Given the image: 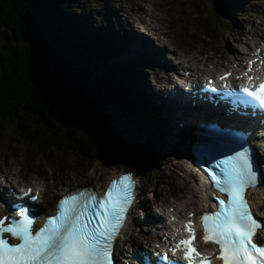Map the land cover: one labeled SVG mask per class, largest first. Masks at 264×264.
Returning a JSON list of instances; mask_svg holds the SVG:
<instances>
[{
  "label": "rangeland",
  "instance_id": "rangeland-1",
  "mask_svg": "<svg viewBox=\"0 0 264 264\" xmlns=\"http://www.w3.org/2000/svg\"><path fill=\"white\" fill-rule=\"evenodd\" d=\"M134 1L137 3L139 2L138 5L141 6V10L139 9V6L132 4L133 0H108L104 2V4L109 2V5H111L113 9V16L115 17V20L112 21L113 23L109 22V31H116L118 33L122 32L123 29L120 28L118 22L123 19V13L132 11L131 16L138 17L139 21L141 22L140 24L135 23L139 26H142L140 30H145V32H147V30L153 26L156 29L166 31L168 35L166 39H168L169 43L173 47L177 48L179 52H193L196 50L199 52H204L205 55H209L210 58L207 60V64L209 61L213 64L218 61L219 64L226 66L225 59L231 56L230 52L233 49L239 50V48H242V44L237 43L238 39L245 38V36L248 35L247 42L249 45H252L253 42L258 39V35L264 32L262 25H258V22L260 21L264 23V9L261 7L260 8L262 11L257 9L253 2L239 4L237 9H235L236 7L232 5L236 4V0H223L225 6H227V9L233 8V12L230 13L231 16L238 11L240 21L238 22L232 17L231 21L227 20L225 15L222 13L218 16L224 21V23H226V26L217 28L212 21V19L217 16L215 9L216 4H214L212 0L211 9L209 7H201V5H204L208 0L204 2L199 0ZM79 2L82 4L83 0H79ZM208 4H210V1H208ZM83 5L84 3L82 6ZM131 5L134 9H131ZM157 6H160L164 12V16L162 18H159L157 15L153 14ZM68 8L72 11H75V7L72 5L68 4ZM219 8L222 12H224V14L226 13L221 6ZM67 14V17L70 18L69 13ZM141 14L144 15L143 21L140 19ZM88 16L89 17H85V19L89 20V22H94L92 25L96 28L104 19H108V17H110L111 20L113 19L111 16L106 17L103 14H88ZM213 20L217 25L222 24L220 19ZM255 24L258 25L256 29L254 28ZM90 25L91 22L89 25H87L82 21L81 26H77L75 30L80 34L91 33L92 31ZM128 28H134L136 32L146 35V33H143L138 29L139 27L132 25ZM235 28H238V30L231 34L230 31ZM237 34H240L239 38H236ZM5 37L6 35L3 34L1 39ZM85 43L86 45H84V48L90 51L92 48V42L86 40ZM191 47H195V49L192 50ZM103 50L108 52L106 49ZM93 52L98 53L96 49L93 50ZM172 58L173 56L169 55V62L170 64L174 65V62L171 60ZM89 59L90 64L86 63L84 67L86 68L85 80L90 86L91 84L93 85L94 77H98L97 74L102 75V72H104L106 69L113 68L115 74L113 72H109L108 74L123 77L127 81L130 89L132 88V85L140 88V86L134 82L135 80L133 77L130 80L129 74L125 71L127 66H123V63H119L117 65V68L119 69H115V65L109 62L110 59L106 60L105 62L96 60V58ZM198 66L202 68L201 71H209V65L204 66L199 64ZM66 67L61 73L66 75L65 81L68 91L72 92L73 94L80 93L84 96L85 100L89 104V109L94 115V118L97 119V116L95 115L97 112L105 118L107 123L110 121V118L113 117L119 119V121L122 123V126L120 127L122 133L119 132L115 126L114 128L112 127L113 125L110 126L113 128L112 132L120 139V141L122 140L125 142V144H123L125 148L129 149L131 146L134 147H131V157L134 165L120 164L118 162H114L113 160H108L107 163H104V161L101 159L106 158L98 157V145L96 142H94V145V143L88 138L92 137L86 130H84L85 132H82L73 128L74 130L72 135L76 136L78 142L83 144L85 150L89 152L88 157H85L84 155L81 157L60 154L56 148L51 146V144L46 145V149L42 150L35 144L27 142L25 138L23 139V137L20 136L15 128H13L11 125L4 124L1 126L0 124V177L5 176L8 182L16 186V188H19V185L12 182V178L14 176H17L21 181H26L25 186H34L36 181H40L38 188L42 189L44 193V200L42 202L43 206H47L50 202H53V198L56 194L76 184L99 183L103 181L107 174L105 172L110 171L114 167L116 168L111 170V173L120 166H127L135 171V161L142 159L141 154H143L135 146H139V144L142 143L144 145L150 144L148 137L153 139L155 137V132H158L156 127H153L154 123L150 125V127L153 128L148 131L149 128H145L143 126L144 122L142 118H140L139 126H135L138 116H140L141 108H138L131 99H128V101L127 98H124L125 101L128 102L127 104H129L130 109L134 111H122L121 109L113 108V106L110 104L105 103H103L102 107V105H100L101 103L96 99V97L90 93L92 92L91 88L90 90H86L83 84L76 79V74L78 73ZM179 67L180 65L177 67V69H180ZM193 68L194 66L190 67V69ZM218 68L221 67L219 66ZM72 69H74L73 66ZM142 72L144 74V69ZM155 73L156 69L152 68L149 75L150 83H153ZM78 77L83 79V77L80 75H78ZM160 83H163V80H160ZM83 90L87 93H84ZM131 91L137 102L146 107L145 116H155L156 113L153 107H151L146 101V90H137L142 95L141 99L139 98L136 90L131 89ZM130 95L131 92L128 96ZM114 104L120 105L116 102ZM99 116L98 119L100 121ZM80 129L83 130V127ZM112 132L109 130L110 137L111 139H115ZM159 133L160 132H158V134ZM122 136L126 138L123 140ZM70 139L72 140L71 137ZM149 146L151 149H149V151H145V160L150 161L151 163L143 170V172H140L144 182L139 188H143L144 193L139 194L140 190H137L140 197L137 200V206L134 209L133 218L135 221L133 222V227L127 229V234L125 235L126 237H123L125 240H127L126 245V241L121 245L124 249L128 247L130 240L132 239H142V241L153 239L154 229H148V227L150 228L152 226L150 225L151 223H146L147 220H145V218L148 214L152 215L154 218L155 206H161L163 200L170 201L172 198L177 197L180 199H187L193 195V192L189 190V187L191 185H195V180L189 175L187 171L184 170L186 168L185 164L180 166L176 163L177 156L171 155L169 152L159 153L154 150V147L151 144ZM95 148H97V150ZM93 149L95 152L92 151ZM148 152H150L152 155L151 159L147 158ZM152 169H155V172L151 171ZM0 188L2 190L1 186ZM3 192L5 191L3 190ZM157 202L159 203L158 205ZM261 205L262 208H264V201L261 202ZM165 207L166 205H164L163 208L166 209ZM172 209L173 207H170L169 211H172ZM133 242H139V240L131 241V243Z\"/></svg>",
  "mask_w": 264,
  "mask_h": 264
},
{
  "label": "snow or ice",
  "instance_id": "snow-or-ice-1",
  "mask_svg": "<svg viewBox=\"0 0 264 264\" xmlns=\"http://www.w3.org/2000/svg\"><path fill=\"white\" fill-rule=\"evenodd\" d=\"M254 63L248 61L243 74L248 83L226 95L235 96L246 107L264 110V81L254 84L259 77L248 74L254 71ZM230 75L225 73L220 79ZM254 157L252 146L246 143L198 165L210 184L206 196L215 209L199 215V239L218 251L204 254L195 246V214L189 212L183 224L185 235L170 248L172 257L160 258L165 264H212L213 259L220 264H264V238L260 236L264 220L252 211L248 195L261 183ZM135 185L133 176L124 173L109 180L103 195L90 186L64 195L56 203L55 214L44 217L39 227L38 218L25 205H19L14 215L0 214V264H114L113 245L136 200ZM30 193L28 189L21 198L37 200Z\"/></svg>",
  "mask_w": 264,
  "mask_h": 264
},
{
  "label": "trees",
  "instance_id": "trees-1",
  "mask_svg": "<svg viewBox=\"0 0 264 264\" xmlns=\"http://www.w3.org/2000/svg\"><path fill=\"white\" fill-rule=\"evenodd\" d=\"M68 4L79 8L83 20L88 14L100 15L98 6H82L79 0H0V124L11 125L23 139L42 150L51 144L60 154L88 157L84 145L72 135L70 114L56 102L51 90L54 85L58 88V80L66 85L62 70L66 66L72 70L73 66L78 73L76 79L86 90L91 88L102 107L105 103L122 111L131 110L124 99L129 91L108 71L96 73L93 85L86 82L84 66L90 64L91 57L87 56L90 51L84 48L85 41L92 42V51L98 48L99 54L104 52L96 39L98 32L93 35L91 29V33L80 34L75 30L82 20ZM3 34L6 37L1 39ZM137 105L141 115H146V107ZM140 118L135 126H139Z\"/></svg>",
  "mask_w": 264,
  "mask_h": 264
},
{
  "label": "bare ground",
  "instance_id": "bare-ground-1",
  "mask_svg": "<svg viewBox=\"0 0 264 264\" xmlns=\"http://www.w3.org/2000/svg\"><path fill=\"white\" fill-rule=\"evenodd\" d=\"M105 1H108V0H105ZM105 1L104 0H98L99 10L101 12H104L105 14H110V16L113 18L112 20H115V17L113 16V9H112L111 5H109V2L104 4ZM199 1L204 2L206 0H199ZM208 1H210V0H208ZM208 1L204 5H201V7L202 6L207 7ZM240 1L242 2L241 4H243L244 2H247V3L251 2V0H240ZM138 3L133 0L132 4L135 6H139ZM84 4L97 6V5H95L97 3H95L93 0H84ZM152 4H154V3H152ZM258 4L262 8H264V0L259 1ZM235 5H232V6H235ZM103 6H105V7H103ZM208 6H209V8H212V3L210 2V4H208ZM113 7H115V6H113ZM132 8H133V6L131 5V9ZM139 9L141 10V6H139ZM74 10H75V13L80 17V19L84 23H86L87 25L90 24L88 21H85L81 18L80 13H79V11H80L79 8H75ZM228 10L230 13L233 12V8H230ZM131 12L132 11L125 12L123 14L121 13L123 19L118 22V25L123 30L120 33L116 32V31H113V32L109 31L110 25H109L108 19L103 20L101 22V24H99L98 27L100 29L98 27L97 28L94 27L91 24L90 27L93 31L92 32L93 35H95L94 33L96 30L101 33V36H96V39H97L101 49H104V46H105V48L109 52V54H108V52H106V54H108V55H100V54L95 53L92 50H90V52L87 56L88 57L90 56L91 58H99V57L105 56V57H103L102 61L105 62L106 60L110 59L111 61L109 60V62H111L115 65V69H119V68H117V65L119 63H123V66L124 65L127 66L126 71L129 74V78L131 79L133 77L135 80L134 82L138 86H140V88H137L133 85L134 88L136 89V91L138 89H142L144 91L146 90V101L150 104L151 107H153V109L156 113L155 116L154 115L145 116V115H141V113H140V116L142 117V120L144 122L143 126L145 128H149L148 131H150L153 127H156L158 124L161 125V131L159 134L157 133L158 134L157 137H156V135H155V137L153 136L154 137L153 139H150L151 137H148L149 143L154 147V150H156L159 153L172 152L177 145L175 135H177L178 123L179 122H185V123H182L181 125L193 127V126H196L200 122V120H198L197 116H195V118H194V117H189L186 114V112L189 109V107H186L189 105V101H190L189 99H186L184 101V104H185V106H183L184 108H181V109L177 108L176 109V107H178V105L176 103L174 104V99L172 98V93H174V94L176 93L175 95H177V91L175 92L173 90L171 93L166 95V98L169 96L171 102L173 101L172 104L174 105V107H171L170 105L165 103L166 98L163 96V91L166 90L168 88V86L171 84V82L173 81V79H171L169 77L168 72H167V67H168L167 59H169V55H170V52H167L168 50H170L168 48V46L170 45L169 40L166 39V37L168 36L167 32L163 31V30L156 29L152 26L149 28L150 35H151V40H150V39L142 36L140 33H137L136 31H134L133 30L134 28L129 29L128 27H130L132 25L136 27V25L134 23H138V24L141 23L139 21L138 17L131 16ZM153 14L157 15V17H159V18H162L164 16V12L160 6H157V8ZM237 15H239L238 11L234 15H232L231 17L235 18ZM143 18H144V15L141 14L140 15L141 21H143ZM237 30H238V28H235V29L231 30L230 33L232 34ZM106 35H108V38L110 40L112 39L113 36H114V39H112L109 43H107V42H105L104 39L101 38L102 36L105 38ZM191 49L193 50V49H195V47H191ZM262 52H263V50L260 49L259 52L257 53V55L254 57L255 62H256L253 64L254 71H257L261 66H264V64L261 63V57H264V55H262ZM185 53L188 54V60L192 61L193 63L202 62L205 59L204 57H197L195 55V53L202 54V52H199L196 50H194L193 52H185ZM173 54L175 56L179 57V54L177 52H173ZM80 57H82V55H80ZM149 65L159 66L161 69L162 78H164L165 82H166L163 85H158L157 90L152 88V86L146 80V77L144 76V74L142 72L143 67L149 66ZM234 66H237V64H234ZM72 71H75V70L72 69ZM159 79L160 78L158 77V75H156L155 76V82L158 83ZM210 91H212V88L210 89ZM90 93L92 94V92H90ZM137 94H138L139 98L141 99L142 95L140 94V92L137 91ZM178 95H180V94L178 93ZM195 97H196V99H198L197 98L198 96H195ZM230 97L232 100H235L234 99L235 96H230ZM126 98H127V100L128 99L133 100L134 104L138 107L137 100L132 95L126 96ZM217 101H218V99H217ZM125 102H127V101H125ZM200 104H202V100L200 101ZM203 106H204V104H203ZM218 107L221 108V110H225L226 108L227 109L229 108V107H223L221 105H218ZM230 107H231V109L230 110L228 109V111L230 112L231 115H233V117L237 118L236 115H240V114H238V112L233 111V108H234L233 103L230 104ZM259 119L260 118H255V120H259ZM192 120H195V121H192ZM187 121H189V122H187ZM108 123L111 126L113 125L112 126L113 128L115 126L118 129V131L121 132L120 127L122 126V123L119 121V119H117L115 117L110 118V121H108ZM152 123H154V124H153V127L151 128L150 125ZM260 123H261L260 126L258 124H255L253 126V132H251L249 134L250 137H254V136H256L258 134H262L264 132V119L261 120ZM3 125H1V126H3ZM150 136H151V134H150ZM122 138L124 140L126 137L122 136ZM150 144H145V145L149 146ZM177 164L180 166H183L184 161L183 160L177 161ZM190 166L192 168H194V165L192 162H191ZM114 168H116V167H114ZM114 168H112L111 170H113ZM261 168H262V166H261ZM184 170L189 172L188 166ZM262 173H264V172H262ZM189 175L192 176L191 174H189ZM136 176L139 179V183L143 184V179L140 178V175L138 173H136ZM204 188H205L204 183H201V185H199V186L197 184L191 185L189 187V190H191L193 192V195L190 196L189 198H187V199L177 198V199H171L170 201H168V200L163 201L161 206L164 207V205H166V207H165L166 210L164 211L165 219L163 217H161L160 213L155 212L154 218L152 216H146L145 220H147V222H149V223L159 225V229L157 230V233L160 232L161 235L167 234L168 236L172 235L171 232L167 231V229L171 225H173L177 222V218L180 215V211H182L185 207H189L190 208L189 211H194L196 214H199L202 210H204V206L208 204L204 193H202L200 191ZM3 190L6 193L3 192L0 188V198L1 199L5 200L9 204L14 205L16 207L21 205L19 197H18V202L12 200V198H14V196L16 197L15 192L10 191V190L6 191V189H3ZM262 196H264V190L260 189V187H257V188H255L249 192V198L251 200L253 209L256 213H259L258 208H259V203L262 201L261 200ZM169 207H173L172 212H169ZM0 210H1V208H0ZM189 211H187L186 215L189 213ZM33 214H34V212H33ZM180 216H182V215H180ZM171 217L172 218L176 217V219L171 220ZM129 219H131V216L129 217V213H128V217L125 221V225L123 228H121L120 234H125V232L128 228L127 226H128ZM140 251L141 250L134 249V250L129 252V256L130 257L139 256ZM143 253H145V255L147 254L151 257L153 256L157 261H160L161 263H165L162 259H160L162 257L161 255H158L154 252H147V251H144Z\"/></svg>",
  "mask_w": 264,
  "mask_h": 264
},
{
  "label": "water",
  "instance_id": "water-1",
  "mask_svg": "<svg viewBox=\"0 0 264 264\" xmlns=\"http://www.w3.org/2000/svg\"><path fill=\"white\" fill-rule=\"evenodd\" d=\"M58 83V88L54 85L51 89L54 91L53 96L56 102L61 106L65 113L70 114L67 116L70 120H72V125L70 124L72 128L78 129L82 132H85L84 130H86L88 134L91 135L93 139L90 137L88 138L93 143L96 142L98 145V157H105L106 159H101L104 163H107L108 160H113L114 162H118L120 164H133L131 157V147L133 146L129 147V149L125 148L123 141H120V139L112 132L113 128L109 123H107L100 113H95L97 116V119H95L89 109V105L80 97L79 94L69 92L66 85L60 80H58ZM98 116L100 117V121ZM68 123L70 122L68 121ZM81 127H83V130L80 129ZM109 130L112 132L115 139H111ZM95 149L97 150V148ZM93 151L95 152L94 149ZM136 162L137 161H135V163Z\"/></svg>",
  "mask_w": 264,
  "mask_h": 264
},
{
  "label": "clouds",
  "instance_id": "clouds-1",
  "mask_svg": "<svg viewBox=\"0 0 264 264\" xmlns=\"http://www.w3.org/2000/svg\"><path fill=\"white\" fill-rule=\"evenodd\" d=\"M104 73V72H103Z\"/></svg>",
  "mask_w": 264,
  "mask_h": 264
}]
</instances>
